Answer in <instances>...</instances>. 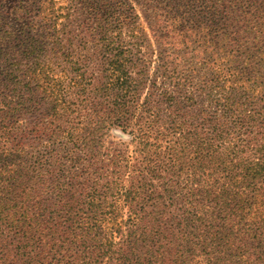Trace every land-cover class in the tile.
Returning <instances> with one entry per match:
<instances>
[{"label":"trees","instance_id":"1","mask_svg":"<svg viewBox=\"0 0 264 264\" xmlns=\"http://www.w3.org/2000/svg\"><path fill=\"white\" fill-rule=\"evenodd\" d=\"M74 1L76 34L75 6L0 5V264H264V29L235 48L222 0H139L152 68L137 0Z\"/></svg>","mask_w":264,"mask_h":264},{"label":"rangeland","instance_id":"2","mask_svg":"<svg viewBox=\"0 0 264 264\" xmlns=\"http://www.w3.org/2000/svg\"><path fill=\"white\" fill-rule=\"evenodd\" d=\"M55 4V9L59 8V6H75V16L77 18L76 23L72 26L70 30H72L75 34L77 32V28L79 27L80 23H82L83 18L81 17L80 13H78V2L74 0H52ZM12 0H4V6L7 8H10ZM2 3V0H0V5ZM216 3V2H214ZM216 8L219 12H223V14H227L231 16V22L230 26H233L234 32L232 31L231 36L232 39L236 40V42L233 44L232 41H230L231 45H235V48H238V46H243L244 48H248L250 50H253L255 48V45L253 43L255 34L251 31L255 27L256 29H264V0H244L242 3H238L237 1L229 2L228 0H222L221 2H217ZM49 4V2H47ZM133 6L135 7L136 13L140 17L141 23L144 25V37L140 35V38H143L140 40V45H142V55L143 56H151L152 61V68L154 66H157L158 60H161L162 57H159L158 55L160 53L163 54L167 48L156 39L155 36L161 37L160 34H153L151 29H149L150 26L154 24L153 19L147 20L146 18L149 17L150 10L148 7H146L143 3H141L139 0L132 1ZM254 5L252 8L248 10L250 12V16L244 15L245 10L250 5ZM229 13V14H228ZM146 21V22H145ZM222 25L220 24L221 28ZM251 32L252 36H246L245 32ZM248 35V34H247ZM77 44V43H76ZM198 42H193L189 50H186L185 53H181L180 56H182V64L185 67V69H189L190 67H194L198 64L196 61V50L199 48ZM230 45V46H231ZM90 48H93V45H88ZM260 49H257L259 51ZM169 51H166V54H168ZM91 53L95 55L94 49L91 50ZM141 55V53H140ZM165 55V54H164ZM95 57V56H94ZM156 61V63H155ZM158 87L165 88L167 85H164L161 80H159ZM147 90L144 91L146 93ZM143 93V94H144ZM142 94V95H143ZM144 95L141 97V101L143 100ZM164 108V107H161ZM100 144L102 147L101 154L105 155V153L115 152V151H124L126 153V156H131L133 158V161L139 162L141 160V157H138L139 150L135 145H130V141L124 139L122 135L119 133V130L117 129H110V130H104L100 134ZM127 149V151H126ZM102 157V156H101Z\"/></svg>","mask_w":264,"mask_h":264}]
</instances>
